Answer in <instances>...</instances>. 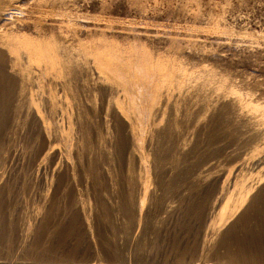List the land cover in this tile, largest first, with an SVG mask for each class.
<instances>
[{"label":"rangeland","instance_id":"obj_1","mask_svg":"<svg viewBox=\"0 0 264 264\" xmlns=\"http://www.w3.org/2000/svg\"><path fill=\"white\" fill-rule=\"evenodd\" d=\"M2 92L0 264H264V0H0Z\"/></svg>","mask_w":264,"mask_h":264},{"label":"bare ground","instance_id":"obj_2","mask_svg":"<svg viewBox=\"0 0 264 264\" xmlns=\"http://www.w3.org/2000/svg\"><path fill=\"white\" fill-rule=\"evenodd\" d=\"M11 15L12 14L9 13L6 16H7L8 19H11L13 17ZM1 37L4 38V35H2ZM15 41H16V39H14V38H5V41H4V43H2V45H5V47H9V46H11V44H14ZM23 48H24L25 52L28 53L27 55L29 56V59H32L33 56H38L39 58H42L44 60L49 61L51 64L55 63V60L51 56V54H46L45 51L42 48H40V47H33L31 44H26V46H24ZM33 53H36V54H33ZM96 64H97V67L101 71H103L105 73H109V74H111L113 76H117L120 72L124 71L123 67L119 66V64L116 63L115 55L111 54L109 52L98 54L97 57H96ZM140 67H141V70H145L146 69L147 66H146V61L144 59L140 60ZM137 84H138L137 82L134 84L135 88H136ZM0 99H6L5 93H3V92L0 93ZM5 102H6V100H5ZM3 104H5V103H3ZM3 104H0V130L3 128V126L5 124V115H4ZM248 107H249V104L245 108L248 109ZM249 110L250 109H248V111ZM118 112L120 113V115L122 117H124L123 113L121 112L120 109H118ZM261 146H262V150L264 152V132L261 134ZM117 153H118V157H125L126 149H125L124 144H120L118 146ZM130 156L132 158H134V159H140V153L139 152H137V153L136 152H131ZM178 182H181V180H173V181H171V183L169 184L170 188L171 187L173 188V186L178 185L177 184ZM241 203H243V201ZM228 204H229V200H228L227 203H225L221 207V209H220V216L221 217H222V214H224L226 212V210L228 208ZM263 239H264V225H263L262 231L259 232L257 235L252 236V237H245V238H242V239H237V241L235 240V244L237 245V248H238V251L240 252V255L241 254H247V256H248V254L250 255L252 253V252L250 253V251H251L250 250V246L251 245H253L254 247L257 246L258 249L262 248L263 241H264Z\"/></svg>","mask_w":264,"mask_h":264}]
</instances>
